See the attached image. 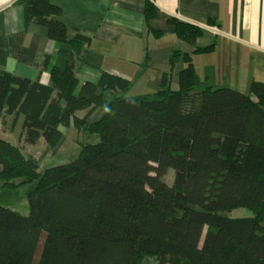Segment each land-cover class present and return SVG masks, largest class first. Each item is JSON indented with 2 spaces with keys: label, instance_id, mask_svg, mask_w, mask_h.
Instances as JSON below:
<instances>
[{
  "label": "trees",
  "instance_id": "1",
  "mask_svg": "<svg viewBox=\"0 0 264 264\" xmlns=\"http://www.w3.org/2000/svg\"><path fill=\"white\" fill-rule=\"evenodd\" d=\"M59 14L50 0L29 5L32 21L69 45L66 66L54 67L48 84L0 70V121L13 115L14 128L23 116L25 144L55 145L71 124L100 141L40 172L0 138V189L36 182L28 215L0 206V264H150L146 256L153 264H264V81L247 92L203 85L193 56L215 44L198 45L204 29L174 19L178 38L193 46L170 55L177 90L165 72L152 95L129 96L128 78L103 71L76 93L90 37L70 38ZM154 15L148 1V26ZM97 107L102 116L88 122ZM239 207L252 215L223 214Z\"/></svg>",
  "mask_w": 264,
  "mask_h": 264
},
{
  "label": "crops",
  "instance_id": "2",
  "mask_svg": "<svg viewBox=\"0 0 264 264\" xmlns=\"http://www.w3.org/2000/svg\"><path fill=\"white\" fill-rule=\"evenodd\" d=\"M33 1L0 0V70L48 84L51 70L66 66L63 49L70 47L50 38L43 25L32 21L29 5ZM148 1L153 3L155 14L150 26L145 17ZM50 2L60 7V14L54 18L69 28L70 38L77 32L90 37L83 59L76 63V93L85 82L98 83L103 71L124 76L131 84L133 81L130 90L139 84L141 89L129 96L156 92L165 72L178 75L176 69L171 70L172 52L193 49L178 38L174 19L203 28L204 34L198 39L201 46L215 44L213 51L193 56L203 85L246 91L252 80L264 81V0ZM200 67L207 72L203 76ZM151 76L152 86L136 81ZM8 116L12 124L13 115L4 114L2 120Z\"/></svg>",
  "mask_w": 264,
  "mask_h": 264
},
{
  "label": "rangeland",
  "instance_id": "3",
  "mask_svg": "<svg viewBox=\"0 0 264 264\" xmlns=\"http://www.w3.org/2000/svg\"><path fill=\"white\" fill-rule=\"evenodd\" d=\"M201 40H198V45H201ZM192 48L191 46H189ZM170 62V61H169ZM202 76L207 72L200 67ZM170 76V86L172 90H177L178 85V75L177 73ZM162 75H160L161 77ZM150 78V79H149ZM153 76L147 79L136 80L137 83L145 82L146 85H153ZM162 78V77H161ZM160 78V79H161ZM133 85V81L131 86ZM141 89L139 84L136 88L129 89L127 95L134 94V90ZM244 90V89H243ZM248 90L244 91L247 92ZM76 92V89H75ZM152 95V94H151ZM85 113L84 109L77 111L78 116H83ZM103 114V108L97 107L92 110L87 117L88 122L98 120ZM9 117V116H8ZM12 117L8 120L0 122V138H3L14 145L20 146L25 155L35 158L39 165V171L43 172L46 168L65 164L71 162L77 158L81 151L83 144H95L100 141L99 134H92L86 131L85 128L78 129L73 124L68 127H61L62 135L59 141L52 145L46 142L44 139H40L36 144H25L22 138V128H23V116H19L15 122V126L11 129ZM175 172L171 169L166 174L164 180L168 183H172L174 180ZM20 179H16L19 182ZM36 186V182L24 183L19 187L15 188H1L0 189V206L7 207L20 212L21 214H29V205L27 200V194L33 190ZM224 215L230 217H245L252 215V212L248 208L239 207L231 210L230 212H223ZM143 262L153 264V258L146 256L143 258Z\"/></svg>",
  "mask_w": 264,
  "mask_h": 264
}]
</instances>
